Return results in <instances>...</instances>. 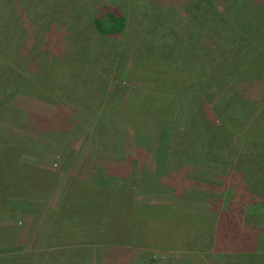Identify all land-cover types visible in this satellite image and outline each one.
<instances>
[{"label":"rangeland","instance_id":"rangeland-1","mask_svg":"<svg viewBox=\"0 0 264 264\" xmlns=\"http://www.w3.org/2000/svg\"><path fill=\"white\" fill-rule=\"evenodd\" d=\"M103 2L126 13L122 37L94 30ZM149 45L171 50L148 55ZM199 81L207 123L191 132ZM0 104V188L19 193L0 217L42 212L48 165L63 191L81 165L75 201L106 196L112 212L100 222L102 206H75L98 225L80 230V253L66 239L3 246L0 264H264V0H0ZM239 171L261 181L235 189ZM128 212L139 234L123 241L139 242L112 247L109 230L125 231ZM220 217L254 237L227 243Z\"/></svg>","mask_w":264,"mask_h":264},{"label":"crops","instance_id":"crops-1","mask_svg":"<svg viewBox=\"0 0 264 264\" xmlns=\"http://www.w3.org/2000/svg\"><path fill=\"white\" fill-rule=\"evenodd\" d=\"M75 166L69 167V173H70V186L69 184L66 185L67 189L63 191L60 189L59 182L61 181V177H57V181H53L52 177L55 173V169L51 168L50 165L46 166V170L49 173L48 177L43 176L41 185V191L39 193L38 201L41 199L40 204L44 206V209H42L41 213L38 212H25L22 213L18 218H13L11 215L4 216L2 215L0 217V248L4 247H10V248H21V247H27L28 252H33L34 248L39 249L42 248L43 245L47 246L46 248L50 250L52 246H56L57 244H64L65 239L68 240L70 244L76 245L77 250H73L75 253L82 252L81 247V241L75 240L76 238H79L81 236L80 230L85 228L94 227L97 228L98 225H96L95 221H92V219H99V221H103V219L110 217L112 214L111 208H109V213H106V208L102 205L106 206V204L109 205V202L107 203L108 198L105 196L103 199L107 198L106 201H103V199H96L89 202H76L75 198L80 195V187L76 185L77 183H81L82 176H80L79 173L82 171V166L79 164H74ZM93 167V166H92ZM91 167L88 166L85 170V173H87V185L89 187H95L94 184H97V169L94 168L93 170L90 169ZM45 169V168H44ZM32 170V169H31ZM57 173V172H56ZM63 173V172H62ZM65 176L67 173L64 171ZM93 174V175H92ZM69 175V174H68ZM92 175V176H91ZM26 177V176H23ZM32 178V177H27ZM33 179V178H32ZM126 179H129V177H126ZM105 180H107V177L105 176ZM65 181V180H64ZM67 184V183H66ZM25 185V183H24ZM14 188L12 187L11 183L9 182L8 186H2L0 188V209L3 210V206L6 203H12L14 200L11 201L12 198L6 199L5 196H18L19 193L16 192L14 195L11 193V191ZM39 189V188H36ZM36 189H31L29 191V195L27 197H30L31 201L30 204H26L27 206L33 208L36 206V201L34 199V192ZM23 194V193H20ZM67 195V196H66ZM33 196V198H32ZM26 203V201H24ZM2 203V204H1ZM4 203V204H3ZM80 204H83L84 211L91 212L93 210H97L99 206H102L99 211L101 213L95 212V218H86L78 214L76 212L75 206H80ZM139 202L137 203V205ZM94 206V207H91ZM139 206V205H138ZM91 207V208H90ZM92 209V210H91ZM137 208H134V211ZM35 211L36 209H32ZM115 210V209H114ZM64 213L58 214V213ZM115 212H118L115 210ZM124 213V211L122 212ZM131 213V212H128ZM130 216L134 219V213H131ZM137 218L133 221H130L129 225L126 226L125 231H120L117 229H111L109 232L112 233L111 238L114 242H111V240L107 241H100L98 240V243H96L97 247H104L108 248L110 247V242L112 243V247L115 245H122L125 246L128 244L129 246L132 245L135 247L138 243V240H135L134 243H129L123 241L125 238L135 237V234H139L138 227H135L134 221H137V225L140 221V216L136 215ZM100 222L98 224H100ZM34 234V235H33ZM94 234V235H93ZM93 236H96L98 233H93ZM14 235V237H12ZM91 235V236H92ZM125 235V237H124ZM40 236V237H39ZM92 236V237H93ZM32 237V240L30 239ZM36 237H39V239H34ZM30 239V240H29ZM94 240V239H93ZM137 241V242H136ZM56 243V245H51L50 243ZM94 242V241H93ZM32 245H35V247L32 248ZM42 245V246H41ZM79 245V246H77ZM21 246V247H17ZM107 250V249H106ZM13 252V251H12ZM109 264H130L128 262L125 263H109Z\"/></svg>","mask_w":264,"mask_h":264},{"label":"trees","instance_id":"trees-1","mask_svg":"<svg viewBox=\"0 0 264 264\" xmlns=\"http://www.w3.org/2000/svg\"><path fill=\"white\" fill-rule=\"evenodd\" d=\"M92 23L94 30L98 32L100 35L105 36V37H122L124 33L127 31L128 28V17L126 13L123 11L122 7L116 4L115 2H103L100 5H98L97 10L92 14ZM165 44H160L158 46H164ZM150 48L146 50V53L148 55H152L150 53V50H154V54L157 53L158 56H165L166 53H170L171 48H168L171 45L166 46L164 49H159V48H154L153 46L149 45ZM144 50L141 51V53ZM143 54V53H142ZM136 56H138L135 53ZM145 55V54H144ZM155 57V56H154ZM156 58V57H155ZM160 59V57L156 58ZM156 67V66H155ZM194 84H196V80L194 81ZM205 83L199 81V84L197 86V90L194 94H192V106H191V113H190V118L188 122V128L192 132L193 127L195 124L198 123H207V115L205 111L203 110L205 105H204V96H203V91L205 90ZM1 105V104H0ZM196 117V118H195ZM67 119V117H66ZM65 119V120H66ZM204 126V125H203ZM21 164V163H20ZM21 166L25 167L24 165L21 164ZM240 172V171H239ZM237 173V172H236ZM242 175V179L239 183L238 188L233 187L235 189H242L243 191L249 190L253 186H256V182H260L261 180H257L255 177H249L246 175L244 172H240ZM233 176H231V179ZM243 196H246V193L243 194ZM240 206V203L238 204ZM218 208H214V210ZM249 210V207H247V211ZM221 217L219 220V227L224 228V236L225 240H227V243H234L237 238H240L241 241H246L247 238L245 237L248 235L249 237H254V232L247 233L245 229L237 230L236 225L234 224L232 227L227 226V221H225V225L223 224V220L221 221ZM221 221V224H220ZM221 225V226H220ZM233 232V234H229V230ZM227 231V233H226ZM240 231H243V233H238ZM224 240V239H223ZM222 240V241H223ZM250 243H253V241H249V245L247 243H244L245 245L250 246Z\"/></svg>","mask_w":264,"mask_h":264}]
</instances>
